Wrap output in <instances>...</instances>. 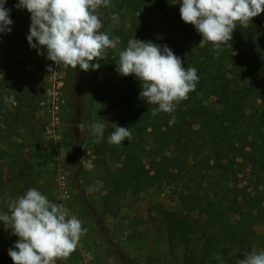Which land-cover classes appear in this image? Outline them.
Segmentation results:
<instances>
[{
    "label": "trees",
    "instance_id": "trees-1",
    "mask_svg": "<svg viewBox=\"0 0 264 264\" xmlns=\"http://www.w3.org/2000/svg\"><path fill=\"white\" fill-rule=\"evenodd\" d=\"M16 3L18 0H7L5 4L13 23L10 32L0 33V75L23 44L25 9L15 8ZM144 4L143 0L128 2L135 14ZM172 27L151 33L145 27L134 38L167 45L184 67H194L199 77L195 90L174 112L153 116L152 109L158 105L139 97L141 83L131 75L119 100L123 112L93 145L95 165L105 169L107 187L123 195L137 196L149 188L182 184L176 195L184 214H163L169 246L185 249L184 264H205L201 251L226 264H237L243 253L261 242L256 227L264 222V113L252 109L256 100L264 110V86L257 89L249 84L246 65L240 62L246 46L264 47V31L257 17L247 24L238 23L229 41L231 47L222 46L224 50L215 55L212 44L199 45L202 37L192 25L172 23ZM1 82L0 140L5 136L1 121L9 120L2 104L5 88ZM248 115L254 117L253 122H246ZM172 117L175 122L170 124ZM113 124L129 128L131 140L108 143ZM8 167L19 187L24 182L23 155L14 157ZM198 243L197 262L194 246Z\"/></svg>",
    "mask_w": 264,
    "mask_h": 264
},
{
    "label": "rangeland",
    "instance_id": "rangeland-1",
    "mask_svg": "<svg viewBox=\"0 0 264 264\" xmlns=\"http://www.w3.org/2000/svg\"><path fill=\"white\" fill-rule=\"evenodd\" d=\"M143 1L144 10L139 15L128 6L129 0H109L106 7L98 9L100 31L110 39L119 37V43L105 49L99 60L91 61L100 67L87 72L79 67L55 66L46 58L45 48H40L41 55L30 48L26 37L31 14L25 9L22 47L5 63L0 75L5 88L2 104L9 115L8 121H1L5 136L0 140V213L8 212L10 200L36 188L49 201L63 204L69 216L75 215L87 229L75 251L56 264H184L186 251L182 246H169L163 222L165 212L184 214L176 195L182 184L149 188L137 196L119 194L107 187L105 169L95 165L93 156L97 139L89 125L104 119L106 127L123 112L119 100L129 87L131 75L124 77L115 68L119 52L127 47L125 42L145 27L151 33L173 28L172 23L179 27L185 24L179 2ZM256 17L264 31V12ZM240 62L246 65L248 83L257 89L263 87L264 47L246 46ZM48 66L54 71L48 72ZM6 97L14 98L16 104L8 103ZM252 109L256 114L264 113L260 101L255 100ZM253 118L248 115L246 122H253ZM81 122L83 131L77 128ZM262 136L264 140V126ZM19 154L24 157V182L18 181L16 187L8 165ZM97 181H102V187L89 192L87 189ZM261 184L264 192V180ZM64 193L67 199H61ZM256 232L261 242L254 248L264 251V222ZM17 239L0 221V264H13L8 249ZM194 248L198 262L201 243ZM201 256L206 257L205 264H226L216 255L201 251Z\"/></svg>",
    "mask_w": 264,
    "mask_h": 264
},
{
    "label": "clouds",
    "instance_id": "clouds-1",
    "mask_svg": "<svg viewBox=\"0 0 264 264\" xmlns=\"http://www.w3.org/2000/svg\"><path fill=\"white\" fill-rule=\"evenodd\" d=\"M6 2L0 0V33L10 32L13 23ZM108 4L109 0H18L14 7L31 14L26 37L30 48L37 49L38 55L43 54L40 48H45L46 58L55 66L79 67L87 72L100 67L91 61L99 60L105 49L115 48L119 43V37L110 39L100 31L98 9ZM261 12H264V0H181L179 7L181 20L192 25L202 37L199 45L212 44L215 55L224 47H231L229 41L238 23L247 24ZM47 71L54 70L48 66ZM115 71L124 77L134 75L140 81L139 97L147 104L158 105L152 109L153 116L158 112H174L176 105L195 90L199 80L197 70L184 67L181 58L167 45L134 37L119 52ZM5 99L16 104L14 98ZM103 121L89 125L97 142L103 137L106 122ZM174 122L172 117L169 123ZM113 125L108 143L131 140L129 128ZM77 128L83 131L84 123H79ZM100 187L102 181H97L87 190L92 192ZM67 198V193L61 197ZM0 221L18 237L14 247L8 249L13 264H56L75 251L81 236L87 232L75 215L69 216L63 204L49 201L36 188L10 200L8 212L0 213ZM243 255L237 264H264V251L253 248Z\"/></svg>",
    "mask_w": 264,
    "mask_h": 264
}]
</instances>
